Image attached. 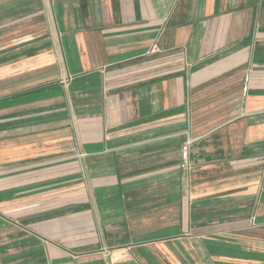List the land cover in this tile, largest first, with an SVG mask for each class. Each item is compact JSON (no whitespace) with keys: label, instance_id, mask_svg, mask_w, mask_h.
<instances>
[{"label":"crops","instance_id":"crops-1","mask_svg":"<svg viewBox=\"0 0 264 264\" xmlns=\"http://www.w3.org/2000/svg\"><path fill=\"white\" fill-rule=\"evenodd\" d=\"M0 264H264V0H0Z\"/></svg>","mask_w":264,"mask_h":264},{"label":"built area","instance_id":"built-area-1","mask_svg":"<svg viewBox=\"0 0 264 264\" xmlns=\"http://www.w3.org/2000/svg\"><path fill=\"white\" fill-rule=\"evenodd\" d=\"M158 49L155 45H153L150 49V52L151 53H154V52H157ZM249 82V76L248 75H245L244 76V80H243V86H242V93H243V96L246 95V93L248 92V83ZM188 144L189 143H186L182 146L181 148V168L183 169H188L189 168V162H188Z\"/></svg>","mask_w":264,"mask_h":264}]
</instances>
